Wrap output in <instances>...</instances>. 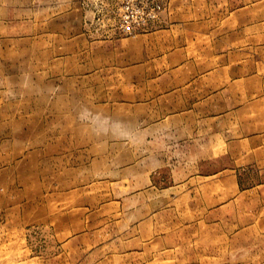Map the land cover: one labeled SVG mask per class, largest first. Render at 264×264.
Returning <instances> with one entry per match:
<instances>
[{
    "label": "rangeland",
    "instance_id": "1",
    "mask_svg": "<svg viewBox=\"0 0 264 264\" xmlns=\"http://www.w3.org/2000/svg\"><path fill=\"white\" fill-rule=\"evenodd\" d=\"M0 264H264V0H0Z\"/></svg>",
    "mask_w": 264,
    "mask_h": 264
}]
</instances>
